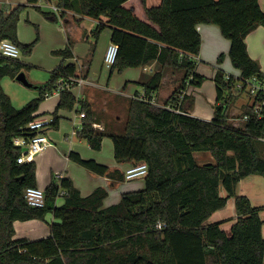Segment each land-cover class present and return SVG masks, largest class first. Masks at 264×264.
<instances>
[{
	"label": "trees",
	"instance_id": "trees-1",
	"mask_svg": "<svg viewBox=\"0 0 264 264\" xmlns=\"http://www.w3.org/2000/svg\"><path fill=\"white\" fill-rule=\"evenodd\" d=\"M56 1L62 15L74 10L96 19L98 33L108 27L112 30L111 42L118 45V55L110 74L153 62L159 65L142 83L146 95L161 89L164 67L184 69L185 75L164 105L132 97L124 126L112 132L93 125L97 121L92 107L78 100L72 89L62 91L53 115L54 127L59 125L60 109L77 105L79 113L85 112L80 138L101 149L104 137L109 136L118 162H144L148 172L143 177L144 188L124 192L118 203L109 206H104L109 195L105 187L98 186L83 196L69 177L53 174L44 189L45 205L33 207L25 192L37 186L36 164L17 162L21 149L13 139L31 133L26 126L39 115L40 101L54 91L60 79L78 76L77 65L65 63L73 56L71 44L55 51L64 60L51 72L49 81L35 86L39 96L16 108L1 81L5 76L15 79L22 62L0 54V264H264V219L260 215L264 206H255L247 195L238 193L242 179L252 174L264 176V158L259 153L264 119L257 118L249 106L245 111L249 119L239 128L228 114L248 79L264 81L261 66L250 56L246 43L250 32L264 26L260 0H161L157 6H148L147 0ZM23 6L0 9V42L8 38L30 53L34 43H22L17 37ZM51 18L57 19L54 14ZM201 24L218 25L230 40L228 55L240 70L243 85L236 88V78L220 67L225 58L221 53L213 78L217 102L211 120L191 114V94L180 100L187 81L201 86L205 80L197 71L196 59L202 45ZM201 151L210 152L214 163L199 164L195 153ZM69 158L98 175L125 179L119 170L83 158L76 151ZM60 197L64 202L57 205ZM232 197L237 216L227 233L220 221L208 220ZM50 212L54 215L50 236L34 240L14 237L16 220H46Z\"/></svg>",
	"mask_w": 264,
	"mask_h": 264
},
{
	"label": "crops",
	"instance_id": "crops-1",
	"mask_svg": "<svg viewBox=\"0 0 264 264\" xmlns=\"http://www.w3.org/2000/svg\"><path fill=\"white\" fill-rule=\"evenodd\" d=\"M1 1L2 0H0V3H2ZM18 1H19V4L29 5V6L37 5L40 2L38 1L36 3H29L28 0H18ZM46 1H50V2L42 3L41 5L49 7L51 9V12L54 15H56L57 18L62 17L61 22L63 25H65V28H66L65 33L67 34V43L71 44V41H70L71 35H73V39L75 41L74 45L78 41L81 42L80 48L78 50L76 49V46L73 45L72 47V44H71V50L73 52V56L71 58H68L67 60L65 59L66 64L67 63L76 64L78 76L83 77L87 80V83L83 84L82 86L74 87V89H72L73 93L78 99H80V101L86 102L92 107V110L94 112V118L96 119L98 125H100L99 126L100 128L98 129H102L104 126L106 132L114 131V129L117 128V124H114V125L111 124L113 120L111 118L112 114L110 113V111L112 110V106L110 104H112L115 107V109L113 110L117 111L119 109L117 107V102H123L122 100L118 99V96L126 94L130 96V100H131V98L134 95L142 93L144 91V87L142 83L145 80H147L148 77L152 75L156 70L159 69V65L153 62L144 67H138V68L130 67V68H126L122 72L115 71L113 74H110V68L106 66L104 62V56H103L100 61L101 66L97 70L94 67L92 56L89 55V52L91 51V49H87L86 45L83 46L82 43L84 42V40H87L96 30L98 21L89 16L82 15L74 10L66 11L65 15H62V13L57 14L53 11L51 7V5H56V3L53 2L52 0H46ZM6 3L10 5L8 9H11L12 7L16 5H19V4L11 5L10 0H7ZM160 3H161V0H147L148 6H157ZM260 5L262 9L264 10V0H260ZM0 6L2 5L0 4ZM107 29L109 30L108 31L109 42L107 43L106 48L111 43V32H112V30L109 27ZM198 29L202 36V45H201L200 53L196 57V59L198 60L197 71L205 76L206 70H207L205 64H207L208 60L212 59L211 57L213 56L218 57L219 54L224 53L225 60H231L230 56L228 55V52L230 49V40L225 38L222 35L219 26L216 24H201L198 27ZM246 43H247L248 52L250 56L256 61H258L264 73V26L262 25L258 26L256 29L250 32L246 37ZM68 44L66 46H68ZM208 44L211 47H208ZM223 65H224V68L227 69V70L225 69L224 70L228 76L232 75L237 78L240 76V70L238 68L236 69L231 68L230 66H227V63L225 62ZM163 71H164V75L162 78L161 89L157 93L154 94L155 98L157 100H160L159 101L160 105L165 104V101L172 94L174 89L180 86L183 80V77L185 75L184 69H175L169 66L164 67ZM215 73L216 71H213L212 78H214ZM124 76L126 78H125V81L123 82ZM102 77H104V82L102 80ZM114 81H117V82L110 85V83ZM136 85H139L140 88L138 89ZM215 86H216V83H215ZM131 87L132 88L134 87L133 90H131ZM32 88H35V87H32ZM190 88L191 86L189 87V89ZM130 91H133V92H130ZM53 95L60 97V95L58 94H53ZM126 95H123V96H126ZM192 95L194 94H191V96ZM216 102H217V90H216V96H214V102H213L214 106ZM251 102L252 101L250 100L240 102V97H239L236 101L231 103L228 114L229 115L234 114V116H236V117L229 116V121L233 125L239 128L244 126L246 122V120L243 118V115L245 114L244 111L247 108V106L249 107L251 105ZM129 104H130V101L126 105L127 108L119 109L121 110V114H117L116 118H118L119 116H122V111L124 112V117L126 116L125 118H127ZM189 107L191 108L190 111L193 116H196V117H199L205 120H211L214 117L213 114L215 113V111L213 110L214 112H212L211 109H209V107L207 109V106L204 108V110L199 109L198 105H195L193 108V106L189 104ZM107 111H109V113H106ZM231 119H236L239 121L232 122ZM52 128L53 127H51L47 131V133L49 132V136H50L48 138L50 139L52 144L48 146L42 152L48 151V153L46 154V157L47 158L50 157L52 158V160H56L57 162L55 165L60 166L59 161L61 162V160L57 159L58 154L62 153L67 159H70L69 158L70 153L76 150H75L74 144H71L70 146L66 147V149L64 150H61L60 147L59 149H57L58 143L53 142V138L51 137L55 135L57 136V133H54L53 131L50 132ZM76 129H77V126H76ZM259 141H260L259 142V153L264 158V139H259ZM76 152L80 153L79 151H76ZM80 155L83 157L81 153ZM46 157L45 156L42 157V160L44 162H47ZM35 160L36 158H34L33 161L35 162ZM96 160L100 163L106 164L98 159ZM214 161H212V163H214ZM200 163L205 164L209 162H200ZM130 164L131 163L129 162L121 163L118 161H114V164H106V165H108L110 169L112 170H119L118 172L124 173V176H125V171L130 166ZM41 168L42 166H39L38 169H36L38 187L45 189L47 185L50 183L53 174L61 175L62 177H69L72 180L73 184L80 190L83 196H87L91 194L96 187L103 186L109 192L108 197L104 200V206H109L111 204L118 203L124 192L134 191V190H139V189L144 188V183H142L140 186H138V188L133 187L131 189H125V188L123 189L125 181H120L117 179L114 180L110 178L109 176L98 175L96 173L88 171L89 173L87 175V178L88 180L91 181V184L89 187L85 186V188L83 189L81 186L75 183L76 179H78L75 177H78V176L72 174V172H68L70 168H68V170L62 171V170H53L54 167H52L49 177L46 173V170H42ZM258 176L259 174H252L242 179L238 185V193L247 195L250 198L253 205L264 206L263 200L262 199L259 200L261 196L259 194L260 189L258 188V185L263 184L264 182ZM87 178L81 179L79 181L80 182H84L85 180L87 181ZM224 191L225 193L222 191V188H221V194L223 196L227 194L225 189ZM63 202L64 200L62 197L57 199V205H61L63 204ZM229 206H234L233 214ZM228 207L230 208L229 212H227V210H229L227 209ZM263 214H264V210L260 212L261 217L264 219ZM236 216L237 215H236V208H235V199L232 197L228 199L227 205L224 208L217 210L216 212L212 214L208 222L220 221L221 227L227 233H230L232 224L235 222ZM53 221H54V215L51 212L47 214L46 220H41V219L16 220L14 222V227H15L14 237L15 238L27 237L32 240L48 237L51 235L50 223ZM263 233H264V225H263Z\"/></svg>",
	"mask_w": 264,
	"mask_h": 264
},
{
	"label": "rangeland",
	"instance_id": "rangeland-1",
	"mask_svg": "<svg viewBox=\"0 0 264 264\" xmlns=\"http://www.w3.org/2000/svg\"><path fill=\"white\" fill-rule=\"evenodd\" d=\"M11 5L13 4H19L18 0H10ZM53 2L57 3V1L52 0ZM2 3H0L2 6L0 8H9L10 5L7 2V0H2ZM50 1L46 0H40V2L37 5L29 6L24 5L20 11L19 19H18V25H17V37L18 40L22 43H34L32 51L30 53H25L20 49V56L18 60L22 62V70L29 81L33 84H44L47 81H49L51 77V72L53 68L57 67L63 60L64 57L58 53H55V51L59 49H63L66 47L67 43V34L65 25L62 24L61 18L58 17L57 19H52L51 9L47 6L41 5L42 3H47ZM9 5V6H8ZM40 5V6H39ZM50 13V14H49ZM108 29L106 28L104 31L98 33L96 30L93 32V34L87 39L84 40L82 43L83 46L86 45L87 49H91L89 52V55L93 58V64L94 67L98 70L100 68V61L102 57H105L106 53V45L109 42L108 38ZM71 38V44L72 47L75 43L73 39V35L70 36ZM81 42L78 41L74 46H76V49L78 50L80 48ZM208 47H211L208 44ZM220 55V54H219ZM218 55V56H219ZM228 57V56H227ZM211 60L207 61L206 65V74H205V80L202 83L201 86H195L192 85L189 89V94H194L193 96V108L195 105H198L199 109L204 110V108L207 106V109H211L212 112L215 111L214 103V96H216V86L215 81L213 80L212 73L213 71H216L217 61L218 57L213 56L211 57ZM229 59V58H228ZM67 60V59H66ZM224 62L227 63V66H230L231 68L236 69V67L232 64L231 60H223V62L220 64V67L224 68ZM127 74V73H126ZM125 76L123 78V82L125 81ZM236 81L237 84H242L241 80L237 77ZM102 80L104 82V77H102ZM2 87L5 90V92L10 96L12 104L16 108H21L25 104H27L30 100L36 98L39 96V90L37 88H32L24 85L17 79L12 78L11 76H5L2 78ZM117 81H114L110 83L112 85ZM238 85L236 88H238ZM136 87L139 89V85H136ZM134 88V87H133ZM131 87V90H133ZM238 90V89H236ZM133 92V91H130ZM126 95V94H123ZM118 96L119 100H122L123 102H117V107L119 109L127 108L126 105L130 101V96ZM60 100L59 96L53 95L47 96L46 98L42 99L40 101L39 109L37 113L39 114H48L53 116L54 111L56 109V106ZM157 100V99H156ZM252 101L250 98L248 90H245L240 95V102L243 101ZM160 100H157L159 102ZM112 106V110L110 113L112 114V125L117 124V128L120 129L124 126L125 121L127 118L124 117V112L122 111V116L117 117V114H121V110L114 111L115 107ZM130 105V104H129ZM248 107V106H247ZM76 108L74 109H65L62 108L58 111V114L61 116L59 126L54 127L51 129L50 132L57 133V136H51L53 138V142L58 143L57 149L59 147L61 150L66 149V147L70 146L71 144H74L75 150L79 151L83 157L85 158H96L106 164H114V161H117L114 156V145L113 140L109 136H106L103 139L102 147L101 149H95L93 148L85 139H81L78 135V131L81 129L82 126V119L79 117V111L76 112ZM214 110V111H213ZM246 111V109H245ZM244 111V112H245ZM106 113H109L107 111ZM214 115V114H213ZM231 117H236L233 115H229ZM239 118V117H237ZM232 122H237L239 120L231 119ZM77 126V129H76ZM100 128V127H99ZM102 128V127H101ZM104 130L105 127L103 126ZM102 128V129H103ZM114 129V130H115ZM106 131V130H105ZM51 134V133H50ZM48 137L49 132L47 133ZM46 152L39 153L35 158V164L36 169H38L39 166H42V170H46V173L48 177L50 176L51 168L53 170H68V172H72V174L77 175L78 178L76 179L75 183L79 186H81L83 189L85 186L89 187L91 184V181L88 180V169H86L81 164L75 162L74 160L67 159L62 153L58 154L57 159L61 160L59 161L60 166H56V160H52V158H47ZM46 157L47 162H44L42 160V157ZM196 160L199 164H202L200 162H212L214 161L213 156L210 152H196L195 154ZM200 161V162H199ZM112 166V165H110ZM91 172V171H90ZM262 181L264 182V176L259 175L258 176ZM84 182H80L81 179H86ZM124 187L123 189H131L133 187L140 186L142 183H144L143 177L136 178V179H124ZM258 188L260 189L259 194L261 198L259 200H263L264 202V183L259 184ZM222 191L225 193L223 187ZM85 192V191H84ZM232 210H234V206H229ZM227 208V212L230 211V208ZM264 215V214H263Z\"/></svg>",
	"mask_w": 264,
	"mask_h": 264
},
{
	"label": "built area",
	"instance_id": "built-area-1",
	"mask_svg": "<svg viewBox=\"0 0 264 264\" xmlns=\"http://www.w3.org/2000/svg\"><path fill=\"white\" fill-rule=\"evenodd\" d=\"M51 7L55 13H62V9H60L57 5H51ZM0 54L7 58L18 59L20 56V49L12 40L5 38L0 42ZM117 55L118 45L114 42H111L107 47L104 57V62L108 68H111L115 63ZM85 83H87V80L79 76H70L64 79H60L51 94L60 95V93L64 90L74 89V87L82 86ZM186 85V89L181 91L180 100L183 99L186 93L189 94V87L191 86L190 82L187 81ZM244 87V91L248 90L250 98L252 99L250 106L253 108L254 113H256V117L264 119V81L254 77L248 79ZM238 88H243V85H238ZM51 94L47 93V96H50ZM133 97L142 101L150 102L152 104L160 105L154 95H146L145 91H143L139 95H134ZM167 107L173 109L176 112H182L179 108H171L170 106ZM79 116L83 118L85 116V112L79 113ZM243 118L245 120H248L249 114H244ZM53 120L54 116L48 114H39L26 126V128L31 131L30 134L14 137V144L21 149L20 155L17 158V162L19 164L33 161L36 155L44 151L48 146L52 144L47 136V131L53 126ZM93 125L97 128H99L100 126L98 125V123H94ZM260 139H264V137H261ZM147 172L148 166L144 162L130 165L125 171V179L131 180L145 177ZM57 176L61 177V175ZM65 194L66 191L62 190L61 195ZM25 197L29 205L33 207H43L45 205L46 195L43 188H40L38 186H30L26 189ZM158 226L161 227L162 225L159 224Z\"/></svg>",
	"mask_w": 264,
	"mask_h": 264
},
{
	"label": "water",
	"instance_id": "water-1",
	"mask_svg": "<svg viewBox=\"0 0 264 264\" xmlns=\"http://www.w3.org/2000/svg\"><path fill=\"white\" fill-rule=\"evenodd\" d=\"M16 79L28 87H35L36 85L31 83L27 78L26 74L21 71L17 74Z\"/></svg>",
	"mask_w": 264,
	"mask_h": 264
}]
</instances>
